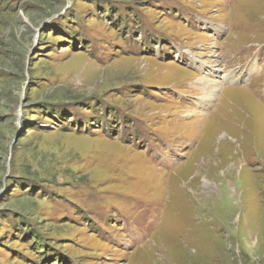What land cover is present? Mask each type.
<instances>
[{
  "label": "rangeland",
  "instance_id": "374dc122",
  "mask_svg": "<svg viewBox=\"0 0 264 264\" xmlns=\"http://www.w3.org/2000/svg\"><path fill=\"white\" fill-rule=\"evenodd\" d=\"M0 264H264V0H0Z\"/></svg>",
  "mask_w": 264,
  "mask_h": 264
},
{
  "label": "bare ground",
  "instance_id": "6f19581e",
  "mask_svg": "<svg viewBox=\"0 0 264 264\" xmlns=\"http://www.w3.org/2000/svg\"><path fill=\"white\" fill-rule=\"evenodd\" d=\"M229 78H234V77H232L231 75H227V76L224 77V80L229 79ZM220 79H221V78H220ZM208 96L211 97V93H209ZM201 105H202V104H201Z\"/></svg>",
  "mask_w": 264,
  "mask_h": 264
}]
</instances>
